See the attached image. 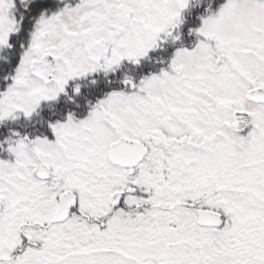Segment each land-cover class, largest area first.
I'll return each mask as SVG.
<instances>
[{
	"label": "snow or ice",
	"instance_id": "obj_1",
	"mask_svg": "<svg viewBox=\"0 0 264 264\" xmlns=\"http://www.w3.org/2000/svg\"><path fill=\"white\" fill-rule=\"evenodd\" d=\"M0 264H264V0H0Z\"/></svg>",
	"mask_w": 264,
	"mask_h": 264
}]
</instances>
